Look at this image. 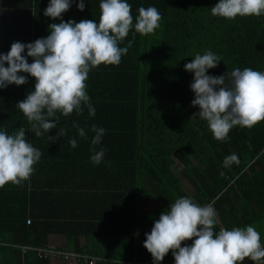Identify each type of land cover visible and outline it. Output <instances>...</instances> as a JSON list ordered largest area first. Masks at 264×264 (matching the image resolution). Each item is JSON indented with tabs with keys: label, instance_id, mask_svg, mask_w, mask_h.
I'll return each instance as SVG.
<instances>
[{
	"label": "trees",
	"instance_id": "16d2710c",
	"mask_svg": "<svg viewBox=\"0 0 264 264\" xmlns=\"http://www.w3.org/2000/svg\"><path fill=\"white\" fill-rule=\"evenodd\" d=\"M100 2L84 0L81 12L75 0L62 19L98 23ZM127 2L134 23L140 7H156L160 26L143 38L133 28L120 45L126 47L135 35L121 63L89 73L94 117L84 107L82 115L61 116L56 129L36 138L17 107L35 90V79L28 76L25 85L0 89V131L12 134L24 127L28 141L42 152L29 181L0 188V264H51L35 252L23 255L20 248L48 247L51 236L63 238L70 250L154 264L143 246L149 233L142 230H152L180 197L211 205L217 214L216 233L264 220V122L252 129L236 126L223 142L214 139L206 121L192 118L200 109L192 106L194 73L184 67L196 54L211 51L220 63L208 70L210 76L237 67L264 71V16L214 17L211 8L219 0ZM49 3L0 4V54H7L14 42L32 43L50 34L49 26L61 20L44 16ZM74 122L87 138L79 137ZM93 125L106 130L97 146L106 149L99 165L91 162ZM60 127L67 135L49 141L48 135L56 136ZM73 137L76 148L68 143ZM231 154L239 163L223 167ZM145 201L158 207L142 211ZM161 264H175L171 251ZM242 264L254 262L245 259Z\"/></svg>",
	"mask_w": 264,
	"mask_h": 264
},
{
	"label": "clouds",
	"instance_id": "9594fccd",
	"mask_svg": "<svg viewBox=\"0 0 264 264\" xmlns=\"http://www.w3.org/2000/svg\"><path fill=\"white\" fill-rule=\"evenodd\" d=\"M73 2L50 0L44 16L61 20L49 26L50 34L32 43L14 42L7 54H0V89L25 85L28 76L35 79V90L17 107L36 138L56 129L61 116L67 118L74 112L82 115L84 107L94 117L95 108L87 93L89 73L101 65L118 66L135 40L133 35L126 47L120 46L130 31L134 28L142 38L147 37L155 33L162 19L156 7H140L134 23L127 0H101L98 23L87 19L64 22L62 14ZM77 8L81 12L85 10L84 0H79ZM211 14L227 20L238 16L259 18L264 16V0H219L211 8ZM25 50L27 56L23 55ZM219 61V56L206 51L196 54L184 67L194 73L190 85L195 94L192 106L200 109L192 118L206 121L213 138L223 142L236 126L252 129L264 122V71L237 67L219 77L208 75V70L215 69ZM73 127L79 137L87 138L85 129L78 123L74 122ZM91 131L95 133L91 162L99 165L106 149L97 150V146L101 145L106 130L93 125ZM66 135L67 129L60 127L56 136L47 138L55 141ZM68 143L76 148L78 142L73 137ZM41 156L42 152L26 138L24 127L12 134L0 131V188L9 183L22 186L29 181ZM233 163H239L236 154L225 157L223 167L230 168ZM216 217L211 205L201 206L188 197L177 198L154 222L143 246L154 264H161L170 251L175 264H242L245 259L264 264V244L254 226L220 228L216 233ZM189 240L193 241L191 246H182Z\"/></svg>",
	"mask_w": 264,
	"mask_h": 264
},
{
	"label": "built area",
	"instance_id": "2783aa9c",
	"mask_svg": "<svg viewBox=\"0 0 264 264\" xmlns=\"http://www.w3.org/2000/svg\"><path fill=\"white\" fill-rule=\"evenodd\" d=\"M30 224V221H28ZM185 241L184 243H191ZM22 254H27L28 251L35 252L41 260H49L50 262H66L73 264H147L139 260L124 261L121 259H112L101 255H93L86 250L77 251L67 248H60L49 245L48 247H20Z\"/></svg>",
	"mask_w": 264,
	"mask_h": 264
},
{
	"label": "rangeland",
	"instance_id": "374dc122",
	"mask_svg": "<svg viewBox=\"0 0 264 264\" xmlns=\"http://www.w3.org/2000/svg\"><path fill=\"white\" fill-rule=\"evenodd\" d=\"M1 3H4V0H0V4ZM3 4H1L2 6ZM4 8H6V4L3 5ZM155 205L158 206V204L156 203H153V202H149V201H145V202H142L141 203V210L142 211H150L152 209H154ZM256 230L260 233L261 235V241H262V244H264V220L260 223H257L255 225H253ZM57 246L60 245V244H56ZM55 246V245H54ZM56 246V247H57ZM52 263H57V262H52ZM59 264H73V263H64V262H59Z\"/></svg>",
	"mask_w": 264,
	"mask_h": 264
},
{
	"label": "crops",
	"instance_id": "0c3cea01",
	"mask_svg": "<svg viewBox=\"0 0 264 264\" xmlns=\"http://www.w3.org/2000/svg\"><path fill=\"white\" fill-rule=\"evenodd\" d=\"M158 206L155 205L154 208H157ZM151 230H142V233H150ZM60 244V245H56V244ZM50 245L52 246H57V247H62V248H65V240L63 238H60V237H54V236H51L50 237ZM182 246H191V243H183ZM51 264H59V262L57 263H52Z\"/></svg>",
	"mask_w": 264,
	"mask_h": 264
}]
</instances>
